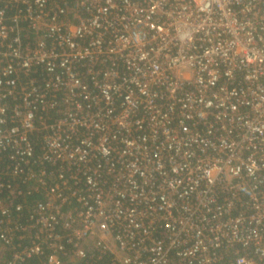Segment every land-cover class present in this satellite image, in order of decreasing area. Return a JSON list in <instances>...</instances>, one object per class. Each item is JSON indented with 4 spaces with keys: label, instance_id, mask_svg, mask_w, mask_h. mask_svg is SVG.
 Wrapping results in <instances>:
<instances>
[{
    "label": "built area",
    "instance_id": "1",
    "mask_svg": "<svg viewBox=\"0 0 264 264\" xmlns=\"http://www.w3.org/2000/svg\"><path fill=\"white\" fill-rule=\"evenodd\" d=\"M6 250L264 264V0H0Z\"/></svg>",
    "mask_w": 264,
    "mask_h": 264
},
{
    "label": "trees",
    "instance_id": "2",
    "mask_svg": "<svg viewBox=\"0 0 264 264\" xmlns=\"http://www.w3.org/2000/svg\"><path fill=\"white\" fill-rule=\"evenodd\" d=\"M8 180H11L13 182V185L15 186V190L10 193V195H12V202H14L15 204H23L26 208H32L33 204L35 203V201L39 200L40 197H38L37 195H35L34 193V188H33V184H23L20 181H17L15 178L13 177H7ZM22 191L23 194L18 195L17 191ZM27 210V209H25ZM26 212V211H25ZM27 213V212H26ZM14 216L16 218H18V214L15 213ZM11 258V250H6L5 252H3V254L0 253V264H5L7 263V260H9ZM29 264H33L32 262H30Z\"/></svg>",
    "mask_w": 264,
    "mask_h": 264
}]
</instances>
